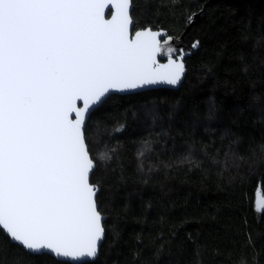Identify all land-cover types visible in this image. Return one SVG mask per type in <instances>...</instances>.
Wrapping results in <instances>:
<instances>
[{"label": "trees", "instance_id": "trees-1", "mask_svg": "<svg viewBox=\"0 0 264 264\" xmlns=\"http://www.w3.org/2000/svg\"><path fill=\"white\" fill-rule=\"evenodd\" d=\"M206 1L134 0L133 30L178 36ZM182 41L177 89L112 93L87 120L105 215L98 256L29 255L0 230V264H264V213L255 210L264 182V0L210 1Z\"/></svg>", "mask_w": 264, "mask_h": 264}, {"label": "snow or ice", "instance_id": "snow-or-ice-1", "mask_svg": "<svg viewBox=\"0 0 264 264\" xmlns=\"http://www.w3.org/2000/svg\"><path fill=\"white\" fill-rule=\"evenodd\" d=\"M133 5L0 0V230L29 255L98 256L106 229L87 120L113 92L176 86L185 74L187 53L170 45L174 37L161 42L166 33L151 29L131 34ZM255 195V210L264 213V182Z\"/></svg>", "mask_w": 264, "mask_h": 264}, {"label": "water", "instance_id": "water-1", "mask_svg": "<svg viewBox=\"0 0 264 264\" xmlns=\"http://www.w3.org/2000/svg\"><path fill=\"white\" fill-rule=\"evenodd\" d=\"M210 1H214V0H207V1L202 5V7H201L200 10L194 12L196 15L194 16L193 21H192L191 23H188V24L186 25V27L183 29V31H182L178 36H174V35L168 34V33L166 32V29H164V28H152V27H150V26H145V27L137 28V29H135V30H133V28H131V29H130L131 34L134 35L135 31H137V30H143V29H151V30H153V31H161V30H162L163 32L166 33V35H165L164 37L161 38V42H163V39H166L167 36H172V37H174V40L170 42V45H171L172 47H175V48H178V49H182V50L184 51V43H183L182 39H183V36H184L185 32L189 29V27H190L193 23H195L196 21L199 20V18H200V14H201L202 10L205 8V5H206L208 2H210ZM258 1H260V0H258ZM192 14H193V13H192ZM105 18H106V19H110V18H111V11H110V9H106V10H105ZM157 59H158V61H159L160 63H166V62H167V58H166L165 56H163V55H158ZM184 63H185V62H184ZM185 73H186V70H185ZM184 76H185V74H184ZM184 76H183V78H182V81H181L178 85H176V86H172V85H168V84H156V85H149V86H147V87H145V88H142V89L132 90V91H129V92H122V93H121V92H113V93L127 94V93H132V92L134 93V92H138V91H143V90L150 89V88H158V87H167V88L177 89V88L180 86V84L183 82ZM111 94H112V93H111ZM77 103H78L79 106H81V107L83 106L82 101H78ZM258 184H260V182H259ZM103 216H104V218H105V215H104V214H103ZM57 259H58V258H57ZM59 259H61V260H66V261H70V262H73V263H79V262H82V261H85V260H90V259H88V258H83L82 260H78V261H72V260H70V259H63V258H59Z\"/></svg>", "mask_w": 264, "mask_h": 264}]
</instances>
